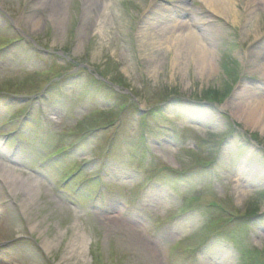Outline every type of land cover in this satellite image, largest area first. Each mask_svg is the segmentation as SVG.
Returning a JSON list of instances; mask_svg holds the SVG:
<instances>
[{
    "label": "rangeland",
    "instance_id": "374dc122",
    "mask_svg": "<svg viewBox=\"0 0 264 264\" xmlns=\"http://www.w3.org/2000/svg\"><path fill=\"white\" fill-rule=\"evenodd\" d=\"M97 1L100 14L88 0H0V121L16 112L8 129L23 141L0 174L25 184L0 191V264H264V119L247 121L264 97V0H237L203 27L190 17L201 0ZM183 5L191 13L169 15L209 47L206 67L189 41L162 45L174 22L146 21ZM61 146L63 159L38 166ZM143 173L155 178L127 211Z\"/></svg>",
    "mask_w": 264,
    "mask_h": 264
},
{
    "label": "bare ground",
    "instance_id": "6f19581e",
    "mask_svg": "<svg viewBox=\"0 0 264 264\" xmlns=\"http://www.w3.org/2000/svg\"><path fill=\"white\" fill-rule=\"evenodd\" d=\"M39 1H42V0H39ZM55 1H57V0H47L45 5H49V4L51 5V4L55 3ZM88 1H91L92 6L95 2V7L97 9L98 14H100V12L103 9H105L104 8L105 5H103L102 3H100L97 0H94V1L88 0ZM201 1L203 4V8L195 10V13H191V11L188 12L187 7H185L184 5L182 7H180L179 9H176V10L153 9L152 13L150 15H147L146 21H147V23H152V21H157L159 19V17H166L167 20L174 22V24L170 23L167 25V27H169V28L165 27V28L161 29V31L165 30V32H166L165 37H169L168 39H166L167 40L166 44L164 43L162 45H165L166 49L170 51V49H173V48H177V49L182 48V46L180 45L181 39L185 42L189 41L191 43L189 46L191 48V52H193V54L196 56V58L201 61L202 66L206 67L207 66V60L209 59V56L211 54L209 47L201 40V36H199L197 33L192 31L191 29L188 30V24H187L188 22H177L169 14H173L172 11H174V14H176L177 16H180L182 14L188 15L189 13H191L192 15L190 17H192L193 21L195 22V25H198V26L200 25V27H203V26H206L210 20L216 19V16H225V15L227 16V15H231V14L236 13L235 4H236L237 0H201ZM183 2H185V0H183ZM92 6L90 5V8ZM49 12H52L50 17H52L54 20L59 22V20H58L59 16L56 15L57 8L56 7L50 8ZM179 12H183V13H179ZM193 17H195V18H193ZM26 19L28 20L29 18L27 17ZM37 24H38L37 21L36 22L32 21V26L34 25L35 28L37 27ZM183 29H185V30H183ZM201 29H204V28H201ZM181 30H183L184 33H180V35H177L176 33L178 31H181ZM167 34H169V35L167 36ZM210 66H212V65H210ZM248 92L253 93L254 96H255V93H258V91L256 89H253V90L249 89ZM262 99H264V97H262V98L260 97L259 102L256 101L257 105L254 104L257 109H258V107L264 106L263 105L264 100L261 101ZM240 107L242 108L244 106L240 105ZM255 107H253V105L248 106L249 113H248L247 121H251L254 124L258 125V124H261L263 122V119H264V111L263 110L264 109H261L258 112V110ZM0 178L7 185L8 189L10 190V192L13 195L15 193H17L20 189H22L21 186L25 187L24 182L20 181V178H22V177L20 175H18L16 172L12 173V175H8V173L5 171L3 174H0ZM0 191L4 192V189L2 186H0ZM34 230H35V228H34ZM45 246L48 250L49 245L47 244Z\"/></svg>",
    "mask_w": 264,
    "mask_h": 264
},
{
    "label": "trees",
    "instance_id": "16d2710c",
    "mask_svg": "<svg viewBox=\"0 0 264 264\" xmlns=\"http://www.w3.org/2000/svg\"><path fill=\"white\" fill-rule=\"evenodd\" d=\"M115 84H120V83L115 82Z\"/></svg>",
    "mask_w": 264,
    "mask_h": 264
}]
</instances>
